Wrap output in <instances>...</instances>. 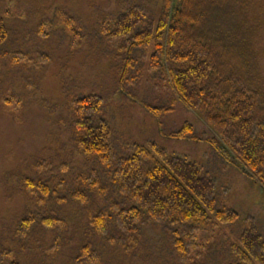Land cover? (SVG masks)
Listing matches in <instances>:
<instances>
[{
  "label": "rangeland",
  "instance_id": "obj_1",
  "mask_svg": "<svg viewBox=\"0 0 264 264\" xmlns=\"http://www.w3.org/2000/svg\"><path fill=\"white\" fill-rule=\"evenodd\" d=\"M134 5L159 14L153 0H0V18L9 31L8 40L0 46V52L8 54L0 58V251L12 253V260L75 264L79 249L90 241L100 254L96 264H179L169 229L145 224L141 250L132 258L91 233L89 208L71 201L41 206V193L25 183V178L50 180L62 184L60 191L66 194L80 186L79 174H103L97 162H87L72 142L74 117L69 102L87 95L103 98L102 118L112 128L118 156L126 154L128 144L152 143L169 156L188 160L214 182L220 207L244 219L254 218L264 239V186L249 171L244 172L240 163L221 158L209 144L216 138L210 126L179 99L160 74L149 72L152 49L134 54L133 87L120 85L127 56L100 31L105 19L114 20ZM15 53L24 54L25 60L13 61L10 54ZM42 54L50 58L46 65L38 62ZM146 105L172 107V111L155 117ZM187 123L197 140L170 138ZM101 180L110 191L108 198L119 201L109 181ZM104 198L94 196V207H106ZM53 211L64 223L46 229L41 220ZM29 214L35 219L33 230L19 240L17 227ZM242 228L241 223L216 227L208 244L199 234L203 254L202 258L194 255L192 264L234 263L231 247Z\"/></svg>",
  "mask_w": 264,
  "mask_h": 264
},
{
  "label": "trees",
  "instance_id": "obj_2",
  "mask_svg": "<svg viewBox=\"0 0 264 264\" xmlns=\"http://www.w3.org/2000/svg\"><path fill=\"white\" fill-rule=\"evenodd\" d=\"M153 1L158 15L144 5H134L114 20L105 19L101 26L104 38L127 56L120 85L133 87V56L152 49L149 72L160 74L179 99L210 126L216 138L209 144L221 158L240 163L244 172L249 171L264 186V0ZM8 38L7 25L0 18V46ZM10 55L15 62L26 58L22 53ZM3 56L8 54L0 52V58ZM49 61L47 55L38 57L41 65ZM102 107L103 98L97 95L69 102L74 117L72 142L87 162H97L103 174H79L76 180L80 186L66 194L60 191L62 184L25 178L28 187L41 193V206L71 201L89 208L91 233L132 258L141 250V228L161 225L172 233L179 264H192L194 255L202 258L199 234L208 244L216 227L241 223L242 232L231 247L235 259L231 264H264V239L254 218L244 219L220 207L209 177L188 160L169 156L152 143L128 144L126 154L118 156ZM146 110L159 117L170 113L172 107L146 105ZM170 138L197 140L188 123ZM43 166L40 163L39 167ZM102 178L109 181L119 201L108 198L110 191ZM94 196L105 197L107 206L94 207ZM34 222L29 214L19 223V240L30 235ZM60 223L64 221L54 211L41 220L46 229ZM11 256L0 251V264H21ZM74 260L75 264H96L100 254L86 241Z\"/></svg>",
  "mask_w": 264,
  "mask_h": 264
}]
</instances>
